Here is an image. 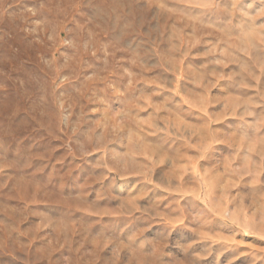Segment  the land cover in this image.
<instances>
[{
    "label": "rangeland",
    "instance_id": "374dc122",
    "mask_svg": "<svg viewBox=\"0 0 264 264\" xmlns=\"http://www.w3.org/2000/svg\"><path fill=\"white\" fill-rule=\"evenodd\" d=\"M0 264H264V0H0Z\"/></svg>",
    "mask_w": 264,
    "mask_h": 264
}]
</instances>
